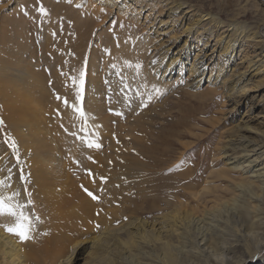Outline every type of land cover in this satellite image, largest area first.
<instances>
[{
    "label": "rangeland",
    "instance_id": "rangeland-1",
    "mask_svg": "<svg viewBox=\"0 0 264 264\" xmlns=\"http://www.w3.org/2000/svg\"><path fill=\"white\" fill-rule=\"evenodd\" d=\"M177 1L0 0V29L9 28L15 21L23 23L21 32L33 40L31 48L35 51L49 36L54 48L56 44L67 46L79 42L77 49L64 54L66 68L72 65L71 61L79 52L84 54L79 92L85 101V94L90 91L102 104V112L109 116L102 137L91 131L92 120L86 112L76 116L80 121L74 120L77 129L80 125L86 129L72 131L58 121L56 113L54 115L57 104L47 105L44 113H39L43 118L38 123L28 122L30 127H18L17 134L24 139L18 146L8 123L11 117L0 100V168L4 171L0 174L3 178L0 183H6L5 190L23 204V210L36 213L32 202L29 203L36 185L27 180L24 168L29 164L27 158L36 138L47 142L53 155V160L44 157L39 162L70 171L71 167H78L81 175L88 179L90 186L82 184L79 188L95 202L90 213H114L112 210L124 213L113 226L133 218L151 221V216L157 213L170 212L169 200L174 195L189 203L193 213L201 217L212 210L213 200L220 197L223 202L229 201L238 194L236 183L245 174L227 170L224 155L228 154L232 143L241 154L244 144L240 141L255 137L254 132L242 128V117L252 112L257 114L260 108L255 106L258 103L242 98L235 102V97L227 96L228 83H213L214 80L208 78L218 72L223 75L230 68L240 73L256 47L252 41L239 40L234 62L228 60L225 55H219L220 46L215 43L224 28H215L203 49L207 53L204 73L191 75L192 63L205 39H200L196 33L191 36L183 29L199 15L210 12L225 22L240 23L264 34V4L260 0H185L180 14L168 13V7ZM41 8L45 10L43 13ZM25 55L28 57L30 53ZM35 58L33 62L38 60ZM38 64L36 68L44 69L49 78L46 65ZM6 70L12 72L11 68ZM89 73L96 79L92 85L87 79ZM201 77L202 82L194 88L191 79ZM249 82L239 84L242 88H250L248 94L264 92V82L258 85L256 78ZM50 92L52 96L55 94L53 88ZM83 100L79 104L82 110ZM61 106L65 107L60 102ZM26 117L22 114L21 119L27 121ZM249 125L255 131L264 129L255 122ZM5 140L15 143V152ZM102 169L109 170L108 174L102 173ZM220 171L225 174H219ZM10 178L18 179L19 192L11 188ZM98 179H105V183L113 186L120 182L125 201L114 203L115 209L114 204H107L112 196L107 194L110 187L102 182L94 185ZM204 184L210 191L199 199L193 198L186 189L194 185L198 190ZM92 235L80 239L85 241L84 247ZM117 239L118 245L104 251L103 264H157L144 256L146 252L143 251L151 250L144 241L133 244L134 238H127V230L120 231ZM82 254L80 251L78 256L83 258ZM84 260L77 264H83Z\"/></svg>",
    "mask_w": 264,
    "mask_h": 264
},
{
    "label": "bare ground",
    "instance_id": "bare-ground-1",
    "mask_svg": "<svg viewBox=\"0 0 264 264\" xmlns=\"http://www.w3.org/2000/svg\"><path fill=\"white\" fill-rule=\"evenodd\" d=\"M260 1L264 4V0ZM185 3V0H178L174 5L167 6L168 13L180 14ZM162 21L159 19V23ZM22 24L15 21L9 28L0 29V100L11 117L8 123L14 133L16 145L24 143V139L17 134L18 127H30L28 122L38 123L43 118L39 117V113H44V106L53 104L58 107L57 111H53L54 115L59 116L58 121L65 124L68 130L83 132V129H86L81 125L77 129L74 121H80L76 116L84 111L86 116L91 117V131L104 137L109 116L102 112V104L98 103L90 91L85 94V101L79 92L82 80L79 74L84 65V54L79 52L68 68L64 62V54L70 49H77L79 42H72L67 46L56 44L54 48L49 36L43 39L39 50L35 51L36 49L31 48L33 40L21 32ZM219 27L224 28L223 34L219 33L215 39V43L220 46L217 50L220 56L225 55L228 60L233 59L234 62L236 42L242 39L252 41L256 47L252 50L251 57L245 60L246 65L240 73L236 74L235 68H230L223 75L218 72L208 78L214 80L213 83H228L227 96L235 97V102L242 98L249 103H258L255 106L260 108L257 114L252 112L242 117V128L247 132H254L255 137L247 138L246 141V138H243L240 141L244 144L241 154L239 151L237 153V148L232 143L228 148L230 153L224 155L227 170L245 174V177L236 183L237 196L234 195L224 202L220 197L213 200L212 210L197 217L196 213H193V207L188 206L189 203L174 195L169 200L172 208L170 212L157 213L151 216V221L146 218H133L126 220L124 224L113 226L112 224L122 219L124 213H116L115 210H112L114 213L107 214L90 213L95 202L79 188L82 184L90 186L88 179L81 175L78 167H71L70 171L59 165L39 162V159L44 157L53 160V155L47 142L36 138L31 155L28 158L26 156L29 164L24 167L27 180L36 185L31 198L36 213L24 210L34 225L30 233L31 239L21 242L17 236L8 233L4 226L11 225L13 219L0 216V264H77V261L84 259L86 260L83 264H103L104 251L114 244H119L117 235L123 230H127V238H134L133 244L139 240L144 241L151 249L143 251L146 252L144 256L157 264H264V129L255 131L249 125L255 122L264 128V92L251 95L248 94L250 88H242L239 85L255 78L258 85L264 82V34L240 23L225 22L210 12L199 15L183 29L191 36L196 33L200 39H205L192 63L189 71L191 75L199 73L202 76L204 73L207 53L203 49L207 46L206 39ZM27 52L30 53L28 57L25 55ZM33 58L37 61L33 62ZM39 62L46 65L49 78L44 69H37ZM7 68H11L12 72H7ZM66 71L68 73H65ZM90 74H87V79L92 85L96 79ZM202 78H192L190 83L195 88L202 82ZM52 88L55 91L53 96L50 92ZM255 97H258L257 101L253 100ZM80 99L85 102L82 105L84 110L79 105L82 101ZM65 101L68 103L65 104ZM60 102L65 107L60 108ZM72 106L80 111L74 110ZM22 114L28 116L27 121L21 119ZM70 172L74 173V176ZM101 172L108 174L109 170L102 169ZM0 174H4L1 168ZM219 174H225V171H220ZM2 179L0 178V182ZM9 182L14 191L21 190L17 178H10ZM98 182L110 187V193H107V190L106 193L112 196L107 204L125 201L120 182L113 186L109 182L105 183V179H98L93 184ZM5 184L0 183V197H12V204H20L5 190ZM186 189L196 199L210 191L205 184L198 190L194 185L186 186ZM254 201L256 204L252 203ZM113 208L115 209L116 205ZM91 234L94 235L90 236L88 245L84 247L85 241L80 239ZM80 251L85 258L78 256Z\"/></svg>",
    "mask_w": 264,
    "mask_h": 264
},
{
    "label": "snow or ice",
    "instance_id": "snow-or-ice-1",
    "mask_svg": "<svg viewBox=\"0 0 264 264\" xmlns=\"http://www.w3.org/2000/svg\"><path fill=\"white\" fill-rule=\"evenodd\" d=\"M40 11L43 13L45 10L43 8L40 9ZM139 67V65H137ZM81 76H83V73H81ZM75 82V81H73ZM82 84V81H81ZM59 98V97H58ZM79 98V97H78ZM68 102L65 101V104ZM74 110L80 111L79 108H76L75 106ZM83 113L81 112V115ZM5 144H7L9 147L13 149V152H15V143L10 142L9 140L4 141ZM89 146H92L91 142H89ZM90 196H92L93 199H96V197L89 192ZM12 200V197H0V216H7L11 217L13 219V223L11 225H5V230L17 236L21 242L31 239L30 233L34 227L32 223L31 217H29L25 211L23 210L24 206L21 204H12L10 201ZM31 203V201H29Z\"/></svg>",
    "mask_w": 264,
    "mask_h": 264
}]
</instances>
